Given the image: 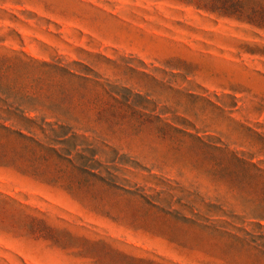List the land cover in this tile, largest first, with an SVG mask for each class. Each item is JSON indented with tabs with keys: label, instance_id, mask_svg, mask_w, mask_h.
I'll return each mask as SVG.
<instances>
[{
	"label": "rangeland",
	"instance_id": "1",
	"mask_svg": "<svg viewBox=\"0 0 264 264\" xmlns=\"http://www.w3.org/2000/svg\"><path fill=\"white\" fill-rule=\"evenodd\" d=\"M205 1L0 0V56L30 66L3 72L44 98L29 116L69 131L63 159L15 144L0 162V264H264L249 187L208 155L264 169V29Z\"/></svg>",
	"mask_w": 264,
	"mask_h": 264
},
{
	"label": "trees",
	"instance_id": "2",
	"mask_svg": "<svg viewBox=\"0 0 264 264\" xmlns=\"http://www.w3.org/2000/svg\"><path fill=\"white\" fill-rule=\"evenodd\" d=\"M203 6L204 9L220 16L247 19L249 23L264 29V0H207ZM20 67L26 70L30 69L25 60H12L9 57L0 56V102L5 107L2 112L6 114L5 117H0V162L13 164L17 148L11 147L15 144L22 149L23 155L34 149L40 152L44 151L37 157L42 161H46L47 154H54L58 159H63L56 146L68 144L67 134L69 131L66 130V126L59 123L55 128L49 123H38L34 117L29 116L28 112H37L38 107L43 106L44 98L39 92L28 90L27 85L20 80L19 74L5 75L3 72L5 70L13 71ZM53 69L62 75H76L72 70L60 65L53 66ZM6 79H9L10 82L7 83ZM52 97L53 100L50 102L49 108L53 107L58 112H66L69 108L68 93L60 90L57 95ZM10 99L12 102H9ZM34 130H39L43 134L49 131L50 134L46 135L47 138L49 137V142L45 144L35 136ZM4 141L12 143L10 149L6 148ZM208 155L209 159L215 161L221 178L235 179L237 187L241 191H245L246 187H249V203L243 205L248 210L249 218L258 221L257 225L263 227L264 225L260 222L264 221V169L235 152H230L228 155L208 152ZM177 215L179 216L180 213L177 212ZM178 220L200 226L198 222L203 219L198 217L189 219L185 215H180ZM203 221L208 222L207 219ZM202 226L206 229L209 228L206 224ZM215 233L228 236L232 242H246L236 233L228 230L217 229Z\"/></svg>",
	"mask_w": 264,
	"mask_h": 264
}]
</instances>
